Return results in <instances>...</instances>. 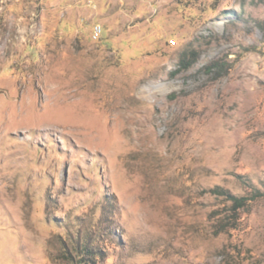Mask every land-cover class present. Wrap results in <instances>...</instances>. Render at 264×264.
Returning <instances> with one entry per match:
<instances>
[{"label": "rangeland", "instance_id": "obj_1", "mask_svg": "<svg viewBox=\"0 0 264 264\" xmlns=\"http://www.w3.org/2000/svg\"><path fill=\"white\" fill-rule=\"evenodd\" d=\"M252 188L264 0H0V264H264Z\"/></svg>", "mask_w": 264, "mask_h": 264}, {"label": "trees", "instance_id": "obj_2", "mask_svg": "<svg viewBox=\"0 0 264 264\" xmlns=\"http://www.w3.org/2000/svg\"><path fill=\"white\" fill-rule=\"evenodd\" d=\"M212 191H214V193H217V194H224L225 198L228 201H231L230 211H232L233 215H237L238 210L244 207L249 200H254V199L264 197V191H261L255 188H252L250 190L249 195H243L240 197L233 196L229 194L228 192H222V190L220 191V190L214 189ZM232 214H229V216Z\"/></svg>", "mask_w": 264, "mask_h": 264}, {"label": "built area", "instance_id": "obj_3", "mask_svg": "<svg viewBox=\"0 0 264 264\" xmlns=\"http://www.w3.org/2000/svg\"><path fill=\"white\" fill-rule=\"evenodd\" d=\"M101 26L100 25H96L94 28H93V36L94 37H98L100 36L101 34Z\"/></svg>", "mask_w": 264, "mask_h": 264}]
</instances>
